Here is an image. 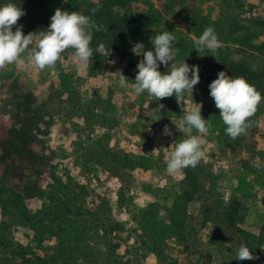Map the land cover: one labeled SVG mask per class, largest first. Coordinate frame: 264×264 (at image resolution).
<instances>
[{
  "label": "rangeland",
  "instance_id": "rangeland-1",
  "mask_svg": "<svg viewBox=\"0 0 264 264\" xmlns=\"http://www.w3.org/2000/svg\"><path fill=\"white\" fill-rule=\"evenodd\" d=\"M54 1L68 11L105 7L112 23L93 32L86 65L70 49L52 69L0 70V153L34 136L20 162L38 181L25 198L26 175L1 166L0 264H264V99L247 135L232 139L208 79L179 102L119 86L120 73L135 82L143 56L132 49L149 51L145 29L174 32L200 59L264 76V0ZM20 25L37 43L32 25ZM208 27L222 46L202 57L195 41ZM195 103L212 124L205 157L170 175L166 153L152 152L185 138L172 121ZM242 244L259 258L236 260Z\"/></svg>",
  "mask_w": 264,
  "mask_h": 264
},
{
  "label": "clouds",
  "instance_id": "clouds-1",
  "mask_svg": "<svg viewBox=\"0 0 264 264\" xmlns=\"http://www.w3.org/2000/svg\"><path fill=\"white\" fill-rule=\"evenodd\" d=\"M91 11L95 14L98 9L94 8ZM25 15L26 12L15 3L0 6V70L13 65L16 68L34 65L41 71L46 68L52 69L70 49L82 64H88L93 58V50L90 47L93 32L101 31L102 27L90 16L78 11L69 12L57 8L51 17L50 26L47 30L39 32V40L33 44L34 34L25 35L23 26H17L18 21ZM175 41L174 32L167 30L151 39L154 51H145L143 44H135L132 51L142 55L143 59L137 65L134 83H130L129 79L119 72L120 88H131L136 96L146 92L149 98L157 101L175 95L179 102L185 93H191L193 97V90L201 80L200 68L190 66L186 61L177 60L179 49L174 46ZM195 46L196 51L202 56L205 50L215 52L222 45L215 30L208 27L195 41ZM161 65L168 68L167 73L162 74L159 71ZM209 87L210 96L214 99L220 118L226 125V134L232 139L247 135L252 127L251 118L264 99L262 94L243 76L232 78L223 71L218 73V78ZM163 107L161 104L160 108ZM202 108V104L195 103L191 110L183 109L181 118L172 122L185 138L179 142L175 141L169 148L154 149L152 152L163 150L166 153V171L170 175L180 174L189 167H197L205 157L203 137L210 134L212 124L202 116ZM163 135H173L167 125L164 127ZM258 258L243 244L236 254V260L240 261Z\"/></svg>",
  "mask_w": 264,
  "mask_h": 264
},
{
  "label": "trees",
  "instance_id": "trees-1",
  "mask_svg": "<svg viewBox=\"0 0 264 264\" xmlns=\"http://www.w3.org/2000/svg\"><path fill=\"white\" fill-rule=\"evenodd\" d=\"M7 3H15L17 6L21 7L22 10L26 12V15L18 21V24L32 25L37 33L47 30V28L51 24V17L55 14V10L57 8L68 11L59 6L54 0H0V6H3ZM97 9L98 11L95 14L92 13V9L81 13L90 16L99 26L102 27V29L109 27L112 23L110 18V11L105 7H98ZM123 24L131 26L133 28H143V25H141L142 23L134 22L129 17H125L123 19ZM143 31L147 33L146 35H148L145 48L149 51H154V46L151 43V39L155 35L161 34L163 32L154 29H145ZM174 46L179 49L177 55L178 61H186L190 66H199L201 79H208L213 82L218 78V73L223 71L232 78L243 76L250 84L254 85L258 91L264 90V76L262 75H251L240 71L239 69L230 67L228 64H215L200 59L189 51L183 49L176 41ZM33 137L30 136L28 140L30 141ZM29 141L23 142V144H21V142L16 138L11 139L3 147V153H0V169H2L1 166L3 165L5 170H9L10 168L19 169L22 174L26 175L27 184L23 188L25 198L32 197L33 192L36 190L38 184L37 180H34L32 182L33 179H31L27 175V173H24L26 172L25 166L20 162V157L30 156L28 151ZM22 166L24 167L23 169ZM10 177L23 179V175H18L15 173H13L12 175L8 174V178Z\"/></svg>",
  "mask_w": 264,
  "mask_h": 264
}]
</instances>
